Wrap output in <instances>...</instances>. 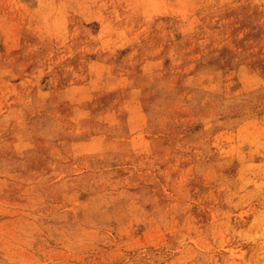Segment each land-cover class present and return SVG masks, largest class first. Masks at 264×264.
<instances>
[{"label": "rangeland", "instance_id": "1", "mask_svg": "<svg viewBox=\"0 0 264 264\" xmlns=\"http://www.w3.org/2000/svg\"><path fill=\"white\" fill-rule=\"evenodd\" d=\"M0 264H264V0H0Z\"/></svg>", "mask_w": 264, "mask_h": 264}]
</instances>
